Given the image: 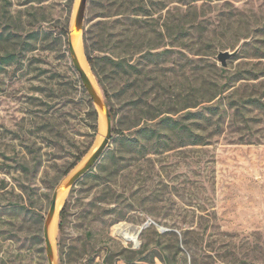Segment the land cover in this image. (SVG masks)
<instances>
[{"label":"rangeland","instance_id":"374dc122","mask_svg":"<svg viewBox=\"0 0 264 264\" xmlns=\"http://www.w3.org/2000/svg\"><path fill=\"white\" fill-rule=\"evenodd\" d=\"M78 2L0 0V56H17L0 69V264H49L53 194L101 135L69 48ZM82 40L124 134L70 187L57 264H264V0H88Z\"/></svg>","mask_w":264,"mask_h":264},{"label":"water","instance_id":"95a60500","mask_svg":"<svg viewBox=\"0 0 264 264\" xmlns=\"http://www.w3.org/2000/svg\"><path fill=\"white\" fill-rule=\"evenodd\" d=\"M87 3L88 0H81L80 4H79V8L77 11V16L75 19L76 25L80 26L82 28L83 31V24H84V19H85V14H86V9H87ZM72 23V21H71ZM69 48H70V53L72 56V60L73 63L79 73V76L85 86V89L89 95V97L91 98V100L93 101V103L95 104L97 110H99V105H100V97L97 94L95 88H93L92 83L89 79V77L87 76V74L83 71V69H81L78 61L76 60V58L74 57L75 54V50L73 47V43H72V37H71V30H70V35H69ZM233 53H230L228 51L225 52H220L219 54V59L221 60L222 64L225 65L226 64V60L232 55ZM103 104L106 108V118H107V127H106V134L102 140V142L100 143V145L98 146V148L93 151L88 157L87 159L81 164L79 165L65 180L67 181V183L69 184V189L70 187L81 177L83 176L87 171H89L93 165L96 163V161L99 159V157L102 155L103 151L105 150V148L108 146L109 141L112 137V120L110 117V113H109V109L103 99ZM100 126H101V122H100ZM64 180V181H65ZM63 181V182H64ZM62 182V183H63ZM62 183L59 185V187L56 189L55 193L53 194V198H52V203L50 205L46 220H45V224H44V239H45V244H46V251H47V257L49 259V263H51L50 261V252H51V244L49 242V239L47 237V231H46V227H47V223L48 221L53 217L54 213H55V209H56V199H57V195H58V190L60 188V186L62 185ZM151 224H155V222L153 220H148L139 230V232H141L144 228L148 227ZM162 229V228H161ZM162 230H167V229H162Z\"/></svg>","mask_w":264,"mask_h":264},{"label":"bare ground","instance_id":"6f19581e","mask_svg":"<svg viewBox=\"0 0 264 264\" xmlns=\"http://www.w3.org/2000/svg\"><path fill=\"white\" fill-rule=\"evenodd\" d=\"M80 1L81 0H79V2H78L75 14H73L72 23H71V37H72L73 47L75 50L74 57L78 61L81 69H83V71L89 77V79L92 83V86H93V88H95L97 94L100 97V101H101L100 105H99V110H98L99 114H100V122H101V135H100L95 147L91 151V153H92L93 151H95L98 148V146L100 145V143L102 142V140L106 134L107 118H106V108L103 104V96H101L102 94L99 93L100 92L99 87L97 86V84L95 82V79L91 73V70L89 68V65H88L87 60H86L85 55H84L83 40H82L83 31L81 32L82 28L80 26H77L76 22H75ZM91 153H89L84 158V160L80 163V165L87 159V157ZM68 192H69V184L65 180L58 190L55 213H54L53 217L47 223V227H46L47 232L46 233H47V237L49 239V242L51 244V252H50L51 263H49V264H57L54 243H55V237H56V233H57L58 214H59V211H60V209H61V207H62V205H63V203L67 197ZM138 232H139V229L136 231L135 230L132 231L129 227V228H126V229L121 231V236H123L125 238V240H127V241H136ZM48 261H49V259H48Z\"/></svg>","mask_w":264,"mask_h":264},{"label":"trees","instance_id":"16d2710c","mask_svg":"<svg viewBox=\"0 0 264 264\" xmlns=\"http://www.w3.org/2000/svg\"><path fill=\"white\" fill-rule=\"evenodd\" d=\"M67 33H68V31H65L66 35H67ZM2 38H3V33H0V41H2ZM89 38H90V36H89V32L87 30L84 33L86 55L88 58V62L91 65L93 71L98 75V71L96 70L95 57L92 56V54L90 52L91 50H90ZM16 59H17L16 54L11 53V52H8L5 55L0 56V69H2L4 65L10 64V63L16 61ZM88 103L90 105V113L92 114L94 122H95L94 129H97L98 112L93 105V101L89 97H88ZM133 108L135 109V107H132L131 109H133ZM109 113H110L111 120L114 121L116 118V112L114 111V109H112L110 107ZM159 123L161 124L162 128L167 129V130L172 131V132H179V133L183 132V134H185L187 132H191V129L187 125L185 126V125L181 124L178 120L172 119L168 116L162 117L159 120ZM152 132L155 133L156 130L153 128H148V127H142L136 131L137 134L138 133H140V134L144 133L147 135V137H150ZM113 133H123L124 134L123 131L116 130V129L113 130ZM137 137H138V135L136 137H130V138L127 136L126 139H128L129 143L137 145L138 141H139ZM195 139H196V137L194 138L193 142H196ZM143 148H146V146H143ZM81 158H82V156L78 157L77 161H79ZM74 166H75V163H74V165H72L71 168H73ZM163 261L165 262V264H168V262H166L164 259H163Z\"/></svg>","mask_w":264,"mask_h":264}]
</instances>
